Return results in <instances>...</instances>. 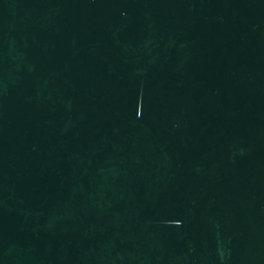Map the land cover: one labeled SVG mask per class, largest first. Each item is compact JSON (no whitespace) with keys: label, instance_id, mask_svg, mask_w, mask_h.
<instances>
[{"label":"water","instance_id":"water-1","mask_svg":"<svg viewBox=\"0 0 264 264\" xmlns=\"http://www.w3.org/2000/svg\"><path fill=\"white\" fill-rule=\"evenodd\" d=\"M0 264H264V0H0Z\"/></svg>","mask_w":264,"mask_h":264}]
</instances>
